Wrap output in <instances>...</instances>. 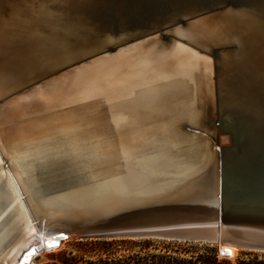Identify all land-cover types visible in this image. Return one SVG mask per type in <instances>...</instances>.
<instances>
[{"label": "bare ground", "instance_id": "bare-ground-1", "mask_svg": "<svg viewBox=\"0 0 264 264\" xmlns=\"http://www.w3.org/2000/svg\"><path fill=\"white\" fill-rule=\"evenodd\" d=\"M93 81L111 114L76 91ZM2 99L0 264L70 231L264 225V0H0ZM26 149L57 159L21 178Z\"/></svg>", "mask_w": 264, "mask_h": 264}, {"label": "rangeland", "instance_id": "rangeland-1", "mask_svg": "<svg viewBox=\"0 0 264 264\" xmlns=\"http://www.w3.org/2000/svg\"><path fill=\"white\" fill-rule=\"evenodd\" d=\"M204 245L156 238H74L61 250L40 258L38 264H201L198 256L207 255ZM210 245L219 261L264 264V252L239 250L235 259H226L219 245Z\"/></svg>", "mask_w": 264, "mask_h": 264}, {"label": "water", "instance_id": "water-1", "mask_svg": "<svg viewBox=\"0 0 264 264\" xmlns=\"http://www.w3.org/2000/svg\"><path fill=\"white\" fill-rule=\"evenodd\" d=\"M166 30L167 29H163L151 33L150 35H147L145 37L154 36L161 33L162 37L165 39L164 31ZM132 42L134 41L132 40ZM20 91H18V93ZM4 101L5 99H2L0 100V103L2 104ZM218 223H219V227L216 226L214 228L212 227L209 229L207 227L204 228V225L206 224L191 225L185 223H167V224H154L149 226H134V227L129 226L118 229L93 231V232L77 230V231H70L69 235H77L82 238H130V239L156 238V239H164V240L186 242V243L217 244L219 245L220 255H221V250H220L221 246L226 244L235 245L241 250L264 252V237L259 235L257 236L254 234H252V236L250 237H246L241 229L243 225L252 227V229H254L255 227H263L264 225L249 221H230V220L226 221L223 219V215L221 216L219 221L215 223V225H218ZM188 227H192L195 230H189L187 229Z\"/></svg>", "mask_w": 264, "mask_h": 264}, {"label": "snow or ice", "instance_id": "snow-or-ice-1", "mask_svg": "<svg viewBox=\"0 0 264 264\" xmlns=\"http://www.w3.org/2000/svg\"><path fill=\"white\" fill-rule=\"evenodd\" d=\"M76 91L78 92L79 96H81L84 99H92V100H100L103 101L105 106L108 108L109 113L111 114L114 110L113 105L114 104H119L122 103L123 101L120 100H115V101H110V97L107 96V94L104 92L103 88L101 85L97 84L96 82H90L87 86L85 87H76ZM30 99V98H29ZM115 121H113V124L115 125ZM127 123L125 122L123 124V127H127ZM102 139V138H101ZM4 144L3 141L0 140V148H3ZM125 147L131 148V145H121V155L124 154V149ZM13 151H15V145L12 146ZM94 158L96 159L97 163H100L101 161H106L110 159L111 157L107 155L106 153L103 155L100 154H95ZM57 159L56 157H49L48 160H55ZM48 160L43 159L42 157L38 156L35 154V150H30L26 149L23 152H16V162L17 166L20 169L19 175L21 178H24L28 175L31 174L32 170L39 164H43L48 162ZM3 164V161L0 160V165ZM14 206V205H13ZM30 229H25L23 234L21 235L20 239L16 244L10 248V252H15L17 248L21 247L26 241L28 240V234H29ZM51 234V233H50ZM67 238V237H65ZM55 245L49 244V247H53ZM34 251V249H33ZM228 255H231V250L227 249L225 250ZM33 254L32 251L28 252V256H31ZM224 254V253H222Z\"/></svg>", "mask_w": 264, "mask_h": 264}, {"label": "trees", "instance_id": "trees-1", "mask_svg": "<svg viewBox=\"0 0 264 264\" xmlns=\"http://www.w3.org/2000/svg\"><path fill=\"white\" fill-rule=\"evenodd\" d=\"M204 250L206 251L207 255L198 256V260L201 262V264H231L226 261H219L217 250L215 247H211L210 244H205Z\"/></svg>", "mask_w": 264, "mask_h": 264}]
</instances>
